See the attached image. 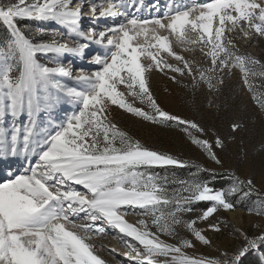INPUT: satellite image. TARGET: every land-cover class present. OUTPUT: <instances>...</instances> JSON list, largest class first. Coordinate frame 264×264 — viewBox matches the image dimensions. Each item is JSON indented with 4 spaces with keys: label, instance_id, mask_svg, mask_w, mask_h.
Listing matches in <instances>:
<instances>
[{
    "label": "snow or ice",
    "instance_id": "6c2138e0",
    "mask_svg": "<svg viewBox=\"0 0 264 264\" xmlns=\"http://www.w3.org/2000/svg\"><path fill=\"white\" fill-rule=\"evenodd\" d=\"M122 9L123 0H0V24L7 33L0 39V159L35 158L23 173L10 170L0 178V264H106L94 237L109 229L118 232L134 264H244L252 252L264 251L260 224L252 235L233 226L240 242L231 249L190 254L197 242L213 245L198 222L220 232L227 225L209 218L220 209L235 210L234 200L255 196L248 211L264 218V189L233 173L218 190L217 173L146 145L111 118L117 106L154 125L180 128L222 168L217 150L229 137L163 109L149 78L154 70L171 72L170 79L190 89L193 98L207 94L208 104L219 107L226 82L238 74L264 111V62L236 43L241 37L264 38V0H205L152 19L129 18ZM118 17L123 22L99 29L100 19ZM26 21L38 26L29 28ZM49 24L66 29L68 39L50 32ZM173 38L201 61L174 51ZM92 43L105 48L91 57L95 70L79 68L73 75L75 58H86ZM160 50L178 63L163 59ZM64 101L79 110L43 127L42 118ZM241 127L238 121L230 124L233 134ZM185 168L188 177H177L175 169ZM197 204L205 207L192 217ZM129 214L141 218L131 223Z\"/></svg>",
    "mask_w": 264,
    "mask_h": 264
},
{
    "label": "rangeland",
    "instance_id": "374dc122",
    "mask_svg": "<svg viewBox=\"0 0 264 264\" xmlns=\"http://www.w3.org/2000/svg\"><path fill=\"white\" fill-rule=\"evenodd\" d=\"M149 1H151V3ZM155 1L159 2V0H139L137 3V0H123L126 9L122 10H126L129 13V18H131L133 15L132 13L137 10V6H141L140 8L142 9L144 4L148 6L154 5ZM94 2L100 4L104 3L105 0L101 2L99 0H94ZM111 2L115 3L119 2V0H111ZM169 2L173 7L179 6L182 8L184 6L191 7L194 3L205 2V0H195L194 2L192 0H169ZM133 4H135V7H133ZM160 6L163 8V11H169L165 4L161 3ZM141 13L142 12H137L135 15L140 19L153 18H144ZM123 19V17H119L116 21L120 20V22H123ZM102 20L104 19L98 21V27L100 30H105L107 24L100 23ZM87 22L88 20L84 21L83 24L88 26ZM25 23L32 29L38 26V23L34 21H26ZM0 27L5 30L2 24ZM47 27L50 32L56 31L62 33L63 39H68L66 29H63L61 26L49 24ZM0 36V39H3L6 36L5 32H0ZM171 43L177 53L185 55L188 59H195L197 62L201 61V55L183 51L182 48L176 45L174 38L171 40ZM236 43L242 52L264 62V38L259 36L241 37L236 40ZM89 47V55L86 58H75L73 75H75L76 70L79 68H82L85 72L95 70L96 66L91 64V57L98 53L103 54L105 48L95 43L90 44ZM159 55L173 64L178 63L175 57L169 55L165 50H160ZM70 59L72 58L70 57ZM171 75V72H167V74L155 70L151 72L149 84L153 96L163 109L173 114H178L186 119L198 121L204 127L219 132L221 137H229V139L226 140L224 149L217 150L219 157L223 161L222 168L205 156L195 145L191 144L180 128L154 125L143 121L139 117H134L125 110L119 109L117 106H113L111 116L114 123L152 148L170 151L184 159L194 160L209 171L217 173L218 175L214 181V186L218 190L228 186L229 177L233 173L241 178L253 179L258 189H264V111H262L258 104L251 98V94L244 89L239 75L233 76L226 82L223 95L217 101L219 107L214 105L210 106L208 104L207 94L198 93L193 98L190 89H185L181 85L174 83L170 79ZM176 75L178 79H181L179 74ZM182 79L187 83L190 78L185 76L182 77ZM136 106H140L138 101L136 102ZM78 110L76 104L67 101V106L65 110L60 112V116L62 118H67L74 111ZM46 117L47 116L42 118L43 122L46 120ZM233 121H238L242 124L240 130L235 134H233L230 129V124ZM233 135H235V139H230ZM157 171H159L162 176L165 174L160 169H157ZM168 174L171 175V170ZM175 174L177 177L187 178L189 169H175ZM255 200V196L242 202L234 200L236 203L235 210L225 211L220 209L218 213L214 214V219L210 217L209 219L213 223L222 222L224 225H227V227H224L218 233L208 229L205 222H198V227L204 229L205 234L213 241V245L209 247L197 242L195 251L190 252V254L215 255L217 248L231 249L235 247L240 241L234 238L233 226L243 229L250 235L254 234L257 230L256 225L264 224V218L256 215L254 212L250 213L248 211L249 208L253 207ZM193 207L195 211L191 215L195 217L203 210L205 205L197 204ZM235 212L239 213V221H236L230 216V214ZM127 216L131 218V223H137L141 218L139 215L135 214H129ZM116 239H119L117 244H115L117 255L111 256L105 252L97 253L105 259L106 264H129L133 262L125 255L130 251L129 248L120 238ZM131 255H135V253ZM244 264H264V251L252 252L245 259Z\"/></svg>",
    "mask_w": 264,
    "mask_h": 264
},
{
    "label": "bare ground",
    "instance_id": "6f19581e",
    "mask_svg": "<svg viewBox=\"0 0 264 264\" xmlns=\"http://www.w3.org/2000/svg\"><path fill=\"white\" fill-rule=\"evenodd\" d=\"M99 1L101 2L103 0H99ZM192 1L194 2L195 0H192ZM149 2L151 3V1H149ZM161 3L165 4L166 7H168V10L171 9V6L173 8V5H171L169 0H159V2L155 1L154 5L148 6V5L144 4L145 6L143 5L142 9L140 8L141 6L140 7L137 6V8H136L137 10H135V12H133L132 14H136L137 12H139V13L142 12L141 14H142V16L144 18H150V17L156 18L158 16H163L164 13H166V12L163 11V8L160 6ZM97 4H99V3L97 2ZM118 18H115V19L109 18L107 21H105V20L100 21V23H102V24L105 23V24H107L108 28H111V27L114 26V24L120 23V20L116 21ZM86 20L87 19H85L84 21H86ZM108 23H110V24H108ZM87 24H88V26H91V22L88 21ZM107 27H105V29H107ZM172 47H173V50L176 51L174 49L173 44H172ZM89 50H90V47H89ZM66 106H67V101H64L60 105H58L57 108L52 112V114L50 116L46 117V120H44V122H43V127L46 128L49 125H55V124H58V123L65 122L66 118H62L60 116V112L65 110ZM30 162L34 164L35 163V158H31L29 160V159H25V157H23V156H17V157H9L8 159H0V178L7 177L9 175V171L10 170L12 172H15L16 174L23 173L27 169L28 164ZM230 216L233 219H235L236 221L240 220L238 212L232 213V214H230ZM126 219L129 222L132 221L131 218L128 217V216H126ZM116 238H119L118 232L113 231L111 229H109L106 232V234L95 235L94 242H95V247L97 249V252H105V253H107V254H109L111 256L112 255H117L116 250L115 251H110L109 250V249H115V244H117V242L119 240V239H116ZM128 253H129V251H128ZM129 264H134V263L131 262Z\"/></svg>",
    "mask_w": 264,
    "mask_h": 264
},
{
    "label": "trees",
    "instance_id": "16d2710c",
    "mask_svg": "<svg viewBox=\"0 0 264 264\" xmlns=\"http://www.w3.org/2000/svg\"><path fill=\"white\" fill-rule=\"evenodd\" d=\"M0 26H1V24H0ZM0 32H5V35H7V33H6V31L5 30H3V29H1V27H0ZM1 37V36H0Z\"/></svg>",
    "mask_w": 264,
    "mask_h": 264
}]
</instances>
